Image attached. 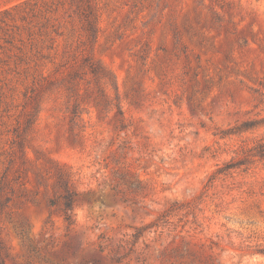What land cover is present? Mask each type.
Listing matches in <instances>:
<instances>
[{"label":"rangeland","instance_id":"1","mask_svg":"<svg viewBox=\"0 0 264 264\" xmlns=\"http://www.w3.org/2000/svg\"><path fill=\"white\" fill-rule=\"evenodd\" d=\"M263 146L264 0H0V264H264Z\"/></svg>","mask_w":264,"mask_h":264},{"label":"trees","instance_id":"2","mask_svg":"<svg viewBox=\"0 0 264 264\" xmlns=\"http://www.w3.org/2000/svg\"><path fill=\"white\" fill-rule=\"evenodd\" d=\"M85 62H87L88 65H90V69L91 72L95 75V76H99L101 75V71L100 68L95 66L94 64L90 63L89 64V60H85ZM244 124V123H243ZM252 127V126H250ZM245 129V128H244ZM242 129L240 128L241 131ZM257 153L259 156H263L264 155V146L258 148ZM232 167L230 166H225V169H231ZM218 173L221 172L220 168L217 171ZM58 188H59V194L56 198H52L50 201L51 206H60L61 209V213L63 216L64 221L67 224H72V213H73V208H74V202H75V193L74 191H72L69 187V181L67 179V176L63 173V171L59 170L58 174ZM125 181V185L128 189H132V188H143L144 184L139 181V180H134V182L131 181ZM120 184L118 182H116L113 187H112V191L114 193V196H118L120 193V189L119 186Z\"/></svg>","mask_w":264,"mask_h":264}]
</instances>
